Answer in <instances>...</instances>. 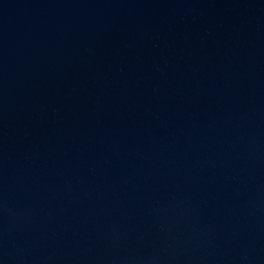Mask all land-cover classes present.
Masks as SVG:
<instances>
[{"label":"water","instance_id":"obj_1","mask_svg":"<svg viewBox=\"0 0 264 264\" xmlns=\"http://www.w3.org/2000/svg\"><path fill=\"white\" fill-rule=\"evenodd\" d=\"M0 264H264V0H0Z\"/></svg>","mask_w":264,"mask_h":264}]
</instances>
